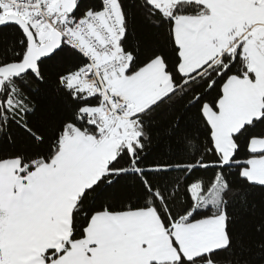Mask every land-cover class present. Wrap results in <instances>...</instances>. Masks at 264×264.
<instances>
[{
  "label": "snow or ice",
  "instance_id": "snow-or-ice-1",
  "mask_svg": "<svg viewBox=\"0 0 264 264\" xmlns=\"http://www.w3.org/2000/svg\"><path fill=\"white\" fill-rule=\"evenodd\" d=\"M0 264H264V0H0Z\"/></svg>",
  "mask_w": 264,
  "mask_h": 264
},
{
  "label": "trees",
  "instance_id": "trees-1",
  "mask_svg": "<svg viewBox=\"0 0 264 264\" xmlns=\"http://www.w3.org/2000/svg\"><path fill=\"white\" fill-rule=\"evenodd\" d=\"M168 118H170V117H168L167 115H165V116H161L160 118H158V120H157V124L159 125V126H164L165 124H166V121H167V119Z\"/></svg>",
  "mask_w": 264,
  "mask_h": 264
}]
</instances>
